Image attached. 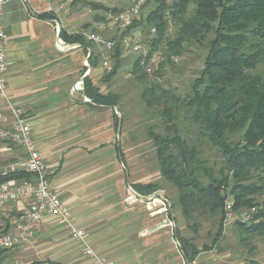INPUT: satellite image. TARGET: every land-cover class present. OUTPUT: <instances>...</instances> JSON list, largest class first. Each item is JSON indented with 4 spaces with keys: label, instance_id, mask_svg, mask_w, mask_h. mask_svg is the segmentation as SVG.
I'll list each match as a JSON object with an SVG mask.
<instances>
[{
    "label": "crops",
    "instance_id": "0c3cea01",
    "mask_svg": "<svg viewBox=\"0 0 264 264\" xmlns=\"http://www.w3.org/2000/svg\"><path fill=\"white\" fill-rule=\"evenodd\" d=\"M81 1L61 9L54 0H7L0 17L8 35L10 95L30 120L49 179L89 244L115 264H211L209 252L187 260L160 190L144 196L135 189L152 182L129 183L119 146L123 123L115 125L118 107L96 106L84 93L86 77L99 87L105 75L101 63L90 73L84 64L87 54L96 55L100 48L69 44L60 36L61 28L72 33L91 22ZM52 4L59 14L45 18ZM0 121L9 122L1 100ZM21 157V148L0 138V173ZM22 207L14 203L6 210ZM0 221V232L12 231L1 213ZM15 258L20 264H94L51 215L31 241L7 252L4 264Z\"/></svg>",
    "mask_w": 264,
    "mask_h": 264
},
{
    "label": "trees",
    "instance_id": "16d2710c",
    "mask_svg": "<svg viewBox=\"0 0 264 264\" xmlns=\"http://www.w3.org/2000/svg\"><path fill=\"white\" fill-rule=\"evenodd\" d=\"M151 2L155 7L127 29L128 32L140 29L145 36L146 57L138 55L132 65V73L138 80L144 82L161 77L165 69L176 65L174 57L182 56L187 45H203L209 34H214V38L208 41V54L201 75L186 99L162 87L155 79L142 91L141 101L164 122L163 133L149 132L160 172L178 190V205L191 230L197 232L199 228L198 223L190 225L196 214L220 217L212 241L214 245L224 235L225 205L230 195L234 200L235 214L259 208L250 223L236 221L244 234L243 241L249 246L250 237L264 239V201L258 199L264 195V71L258 72L264 67V0H174L172 3L147 0L146 6ZM96 9L101 12L99 23L105 20L106 12L117 13L124 8L96 5ZM44 17L56 18L49 13ZM169 20L175 25L173 32H169ZM153 28L156 30L154 34L151 32ZM60 36L69 44L95 45L83 35L69 34L64 29H61ZM160 49L164 50V60L152 74H148L142 61L149 60ZM124 50L118 42L109 55L114 63L113 71L105 74L102 82L109 83L115 77ZM103 56L101 49L96 55L92 53L89 62L93 69L99 66ZM84 93L101 108H116L120 103L118 95L103 93L89 77L84 80ZM183 109L191 113L192 121L199 126V133L207 137L224 157L225 165L220 175L216 176L208 169L201 148L185 138L179 125V113ZM114 116L118 129L122 120L118 115ZM203 177L207 184H204ZM30 178L32 175L28 173L4 172L0 173V185ZM135 189L144 196L161 190L155 183L136 184ZM170 212L172 214V208ZM175 236L189 262L201 252L210 250L206 246L198 249L193 241L184 239L180 229L176 228ZM7 252L0 251V264H3Z\"/></svg>",
    "mask_w": 264,
    "mask_h": 264
},
{
    "label": "rangeland",
    "instance_id": "374dc122",
    "mask_svg": "<svg viewBox=\"0 0 264 264\" xmlns=\"http://www.w3.org/2000/svg\"><path fill=\"white\" fill-rule=\"evenodd\" d=\"M131 1L82 0L81 3L88 5L90 11L88 14L91 16V22L86 24L83 30H92L97 25L101 12L96 9V5L122 9L128 7ZM173 1L167 0L168 3H172ZM154 7L155 3L151 2L144 9L143 15L146 16ZM88 25L90 27L84 29ZM170 25L173 32L175 25L171 21ZM213 38L214 34L210 33L203 45L196 43L187 45L185 53L180 57L177 56L179 62L175 66L165 69L161 77H152L150 78L151 80L144 82L138 80L137 75L132 73V65L137 55L124 53L123 61L111 82L104 83L98 81V85L103 93L118 95L120 98L118 112L123 125L119 146L122 151L123 164L126 167L125 173L128 174L129 183L139 181L142 183L152 182L153 184H158L161 189L159 193L168 199L173 210L171 217L175 219L177 229H180L184 239L190 242L193 241L198 249H204L205 246L209 247L208 249L210 250L206 252L212 255L210 259L211 264H264V239L258 236L250 237L249 246H247L246 242L243 241L244 234L236 223L238 219L225 220V223H223V238L216 245L212 241L218 230L220 217H211L209 215L200 217L196 214L194 219L190 221V225L198 223L199 228L197 232L188 227L187 220L182 216L178 205V190L162 176L157 161L155 145L149 136V132L163 133L164 122L154 110L148 109L141 101L142 91L154 79L156 80L155 82L166 89L172 90L182 99H186L188 95L192 94L195 81L200 77L204 68L209 49L208 41ZM263 71L264 67L260 68L258 72ZM179 125L188 142L201 148L202 159L208 161V169L212 170L216 176L220 175L225 165L224 157L210 143L207 137L199 133V126L192 121L191 113L187 109H183L179 113ZM237 140L238 138H235V141ZM202 179L204 184H207V179L205 177ZM258 199L263 202L264 195L258 197ZM8 264L20 263L15 258L14 260H10Z\"/></svg>",
    "mask_w": 264,
    "mask_h": 264
},
{
    "label": "built area",
    "instance_id": "2783aa9c",
    "mask_svg": "<svg viewBox=\"0 0 264 264\" xmlns=\"http://www.w3.org/2000/svg\"><path fill=\"white\" fill-rule=\"evenodd\" d=\"M25 1L28 2L29 0ZM54 1L62 9L80 0ZM6 2L7 0H0V17ZM146 4L147 0H132L129 6L120 12H106L105 20L97 23L92 30L68 33L83 35L89 42L98 46L104 53L101 66L104 73L109 74L114 68V63L109 55L114 51L118 42L124 47V53L146 57L145 36L141 30L127 31L129 27L134 25V21L144 16ZM47 13L57 17L59 10L52 4L47 8ZM151 32L154 34L156 30L153 28ZM169 32H172L171 27ZM7 40L8 35L0 24V100L9 117L8 125H2L0 121V138L21 148L23 157L9 165L5 173L23 172L31 174L32 178L20 181L12 180L0 185V213L7 219L12 230L0 235V251L15 250L24 243L31 241L45 217L51 215L70 234L72 239L83 245L84 255L92 259L94 264H115L113 261L102 257L89 244L85 232L77 227L70 207L60 198L49 179L48 166L39 151L40 149H38L30 120L25 111L13 101L10 95L7 77ZM91 55V53L87 54L84 62L88 73L92 68L89 62ZM163 60L164 50L160 49L149 60L143 59L142 64L145 71L152 74ZM174 62H179L178 57H174ZM160 202L165 205L164 201L160 200ZM14 203H22L23 207L16 212L6 210L8 206ZM150 207V210H153L154 207ZM233 207L234 200L230 195L225 205L226 220L238 219L241 222H250L252 217L259 212V208L255 207L235 214Z\"/></svg>",
    "mask_w": 264,
    "mask_h": 264
}]
</instances>
